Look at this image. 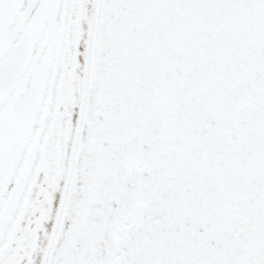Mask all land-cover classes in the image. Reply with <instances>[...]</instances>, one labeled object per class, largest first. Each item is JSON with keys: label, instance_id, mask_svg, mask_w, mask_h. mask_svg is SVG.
Masks as SVG:
<instances>
[{"label": "snow or ice", "instance_id": "6c2138e0", "mask_svg": "<svg viewBox=\"0 0 264 264\" xmlns=\"http://www.w3.org/2000/svg\"><path fill=\"white\" fill-rule=\"evenodd\" d=\"M0 264H264V0H0Z\"/></svg>", "mask_w": 264, "mask_h": 264}]
</instances>
